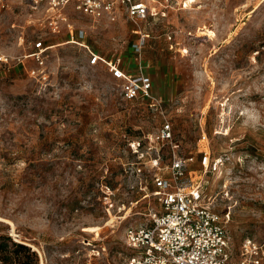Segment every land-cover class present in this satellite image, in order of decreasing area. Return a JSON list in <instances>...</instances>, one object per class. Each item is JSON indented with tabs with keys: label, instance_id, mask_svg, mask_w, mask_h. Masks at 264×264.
Wrapping results in <instances>:
<instances>
[{
	"label": "rangeland",
	"instance_id": "obj_1",
	"mask_svg": "<svg viewBox=\"0 0 264 264\" xmlns=\"http://www.w3.org/2000/svg\"><path fill=\"white\" fill-rule=\"evenodd\" d=\"M149 1L158 12L139 26L71 5L53 32L26 0L0 14L7 53L53 45L48 80L23 67L0 73V264H125L126 230L159 207L154 177L170 175L174 151L194 157L192 181L205 151L219 159L203 177L206 202L235 249L246 238L264 245V0ZM80 29L102 58L147 72L155 100L124 99L104 61L91 64L86 46L69 41ZM136 30L148 34L141 53ZM167 119L178 146L162 144L155 163L144 140Z\"/></svg>",
	"mask_w": 264,
	"mask_h": 264
},
{
	"label": "built area",
	"instance_id": "obj_2",
	"mask_svg": "<svg viewBox=\"0 0 264 264\" xmlns=\"http://www.w3.org/2000/svg\"><path fill=\"white\" fill-rule=\"evenodd\" d=\"M36 10H41L51 18L53 32H60L61 21L66 20L63 11L72 7L94 19L110 18L118 20L125 15L135 25L149 15L158 12V5L149 0H26ZM155 1V0H153ZM168 2L170 0H164ZM178 1V0H177ZM188 0H180L185 7ZM8 0H0V14L6 8ZM140 34L132 47L141 53L148 34ZM86 33L82 29L71 31L70 42L86 46L89 62L96 64L103 60L112 76L121 82V91L126 100H155L151 76L141 70L128 73L122 58L101 57L85 43ZM30 52L12 55L0 47V73L11 74L23 67L31 78L44 82L50 78L46 70V58L52 44L39 39L32 44ZM33 65H29V61ZM119 73V74H118ZM156 104L155 101L152 102ZM172 123L167 119L157 132L148 134L144 142L154 156L151 160L159 163L162 144L178 146L174 139ZM142 147L141 140L137 141ZM193 156L173 152L170 175L156 173L154 177L159 207L150 211V221L144 224L130 225L126 230V244L132 254L125 264H264V245L254 238H246L238 249L233 247L223 217L206 202L204 176L217 169L218 158H212L209 152L201 159L203 174L192 181L188 178L189 163ZM201 171V172H202ZM187 179V182H184Z\"/></svg>",
	"mask_w": 264,
	"mask_h": 264
},
{
	"label": "trees",
	"instance_id": "obj_3",
	"mask_svg": "<svg viewBox=\"0 0 264 264\" xmlns=\"http://www.w3.org/2000/svg\"><path fill=\"white\" fill-rule=\"evenodd\" d=\"M17 247H19V248H21V249H27V250H30V247L28 246V245H25V244H23V243H17V242H15L14 243Z\"/></svg>",
	"mask_w": 264,
	"mask_h": 264
},
{
	"label": "crops",
	"instance_id": "obj_4",
	"mask_svg": "<svg viewBox=\"0 0 264 264\" xmlns=\"http://www.w3.org/2000/svg\"><path fill=\"white\" fill-rule=\"evenodd\" d=\"M32 61V60H31ZM30 62V61H29Z\"/></svg>",
	"mask_w": 264,
	"mask_h": 264
},
{
	"label": "bare ground",
	"instance_id": "obj_5",
	"mask_svg": "<svg viewBox=\"0 0 264 264\" xmlns=\"http://www.w3.org/2000/svg\"><path fill=\"white\" fill-rule=\"evenodd\" d=\"M190 1V0H189Z\"/></svg>",
	"mask_w": 264,
	"mask_h": 264
},
{
	"label": "snow or ice",
	"instance_id": "obj_6",
	"mask_svg": "<svg viewBox=\"0 0 264 264\" xmlns=\"http://www.w3.org/2000/svg\"><path fill=\"white\" fill-rule=\"evenodd\" d=\"M119 74V73H118Z\"/></svg>",
	"mask_w": 264,
	"mask_h": 264
}]
</instances>
